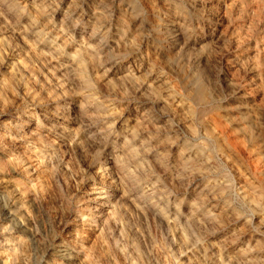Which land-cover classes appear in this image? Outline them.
<instances>
[{
  "label": "rangeland",
  "instance_id": "obj_1",
  "mask_svg": "<svg viewBox=\"0 0 264 264\" xmlns=\"http://www.w3.org/2000/svg\"><path fill=\"white\" fill-rule=\"evenodd\" d=\"M15 3L102 50L84 85L48 79L57 97L46 102L10 33L27 21L1 12L11 30L0 29V264H66L56 245L76 264H264V0ZM78 104L93 127L59 134L47 115L72 118ZM113 159L112 175L121 161L128 171L129 201L116 207L102 185Z\"/></svg>",
  "mask_w": 264,
  "mask_h": 264
},
{
  "label": "bare ground",
  "instance_id": "obj_2",
  "mask_svg": "<svg viewBox=\"0 0 264 264\" xmlns=\"http://www.w3.org/2000/svg\"><path fill=\"white\" fill-rule=\"evenodd\" d=\"M20 9L21 8L18 6V4L15 3V0H0V29H2L4 31H8V32L11 30L8 23L6 22V19L1 14V12L8 15L9 17L17 20V22L25 21V20L27 21L26 27L24 26L23 28L20 27L18 29H12L10 31V33L13 37H15L16 39H18L20 41V46L22 49L21 56H22V59L25 60L24 62H26L27 64H32L33 66H37L38 70L36 71V73H34L33 79L32 80L26 79V82L29 85L31 84L32 87L35 89V91H37L36 92L37 95L46 102H53L57 97V94H55V95L53 94V91L55 89L58 88V89L64 90V89H66V86L70 85V83L75 84V85H82V84L84 85L85 83H87V79H86V72L88 70L87 68L89 66H92V64H94L96 62V59L100 58L99 51L102 50V48L100 46H99V48H96V47L90 48L89 47L90 45H88L86 48H82L79 44H77V45L73 44L69 38H67L63 34L59 33L58 31H55L53 27H51L47 24H41V25L37 26V24L35 23V19L29 18L28 15L23 14L20 11ZM18 11H19V13H18ZM42 23H44V22H42ZM175 26H177V28L174 31H175L176 35L179 36L180 32H181L180 25L175 24ZM90 30H92V28ZM24 68H26V67H24ZM16 74H18L17 76L19 77V80H20V77H22L23 73L18 72ZM9 75H10V73H9ZM65 76H70L71 81H69V83H68L67 79H64ZM48 79L54 81V85H53L54 90H50V89H47L45 87L44 83ZM191 95H193V94H191ZM195 101H196V99H195ZM205 101H206V99H205ZM90 102L91 101H89V103ZM89 103H87V104H89ZM192 108H193V106H192ZM52 109H53V111L49 115H47V120L51 123V126L53 128H55L56 131H58L59 134L65 135V137H69L74 133L73 129L70 127V125H72V124L77 125L78 128L83 127V128L88 129V128L93 127L94 119H92V117L89 113L90 105H82V104L76 105L73 109L75 111V116L72 118H70L71 116L68 118L64 117V116L60 118V116L59 117L57 116V114H58L57 107L56 108L53 107ZM68 110H70V109H68ZM145 113H147V112H145ZM141 119H142V121L143 120L145 121L144 116H142ZM134 122L138 123L139 118L136 117ZM31 135H33V134L31 133ZM35 135H37V133ZM35 135H33L34 136V137H32L33 139H36ZM251 137H253V136L251 135ZM256 139H257V137H256ZM211 140L212 139H210V141ZM261 140H263V139H261ZM216 141H218V140H216ZM215 143H213V145ZM220 144H219V146H220ZM223 145H225V144H223ZM228 150H229V148H228ZM124 152H125L124 149H122L121 151H119V154L124 156L125 155ZM189 152H190V150H189ZM180 157H181V155H180ZM198 160H199V158H198ZM110 163H111L110 168L109 167L107 168V165L101 166L102 171L104 172L102 175H105L104 177H109V179H110L109 181L107 180L104 183H102V185L105 187H108V186L113 187V189H114L112 191L113 193L111 192L109 195L108 194L107 195L113 197V199H112L113 204L112 205H115V207H116L117 203L119 201L123 200L124 198L129 201V198H127L128 197L127 196L128 190H126L125 186H124V182L126 180V177L128 176V171H126L125 163H123L121 161V163L117 166V170H116L117 173H115L114 169H113V175H112V173H111L112 166H116L117 160L113 159V160H111ZM109 169H110V171L108 172ZM195 173H197V172H195ZM110 174L112 176H110ZM198 179H200V178L198 177ZM95 189H98V191H99V192H97V194L98 193L99 194L104 193V189L102 187H98ZM196 190L200 194H202V196H204L206 198L207 202H209L211 204V209L213 211H216L220 214L227 211V208L223 207L222 205L219 204V201L216 199L215 195L209 189L198 184L196 186ZM263 192H264V190H263ZM91 193H93V192H91ZM220 198H222V197H220ZM88 199L94 200V199H96V197L95 196L92 198L89 197ZM101 205H105L104 202L101 203ZM110 207H113V206H110ZM259 237H260V234H257V233H255V235L250 234L251 242H256V240ZM61 246L62 245H56V248L53 251L55 253V255L57 257H59L61 260L65 261L66 264L67 263L68 264H76V263H74L75 257L72 255V253L70 251H68L66 247H63V246L61 247ZM242 253H244V252H242Z\"/></svg>",
  "mask_w": 264,
  "mask_h": 264
}]
</instances>
